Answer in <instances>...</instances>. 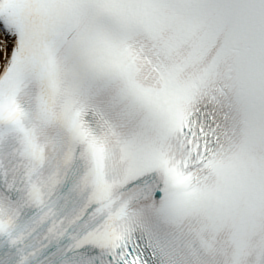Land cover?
<instances>
[{
	"label": "snow or ice",
	"instance_id": "snow-or-ice-1",
	"mask_svg": "<svg viewBox=\"0 0 264 264\" xmlns=\"http://www.w3.org/2000/svg\"><path fill=\"white\" fill-rule=\"evenodd\" d=\"M0 264H264V0H0Z\"/></svg>",
	"mask_w": 264,
	"mask_h": 264
}]
</instances>
